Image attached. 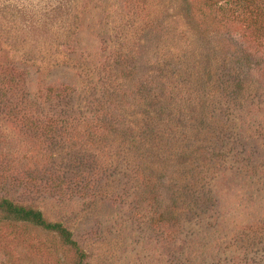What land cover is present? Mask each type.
<instances>
[{
  "label": "rangeland",
  "instance_id": "obj_1",
  "mask_svg": "<svg viewBox=\"0 0 264 264\" xmlns=\"http://www.w3.org/2000/svg\"><path fill=\"white\" fill-rule=\"evenodd\" d=\"M209 3L0 0V197L62 222L86 264H264V0ZM12 102L69 131L20 128Z\"/></svg>",
  "mask_w": 264,
  "mask_h": 264
},
{
  "label": "trees",
  "instance_id": "obj_2",
  "mask_svg": "<svg viewBox=\"0 0 264 264\" xmlns=\"http://www.w3.org/2000/svg\"><path fill=\"white\" fill-rule=\"evenodd\" d=\"M208 1L210 2V5L207 4V7L212 9L214 11V16L217 15L220 19L222 18L228 20L229 18H238V16H240V13H242L241 9L245 13H253L254 17L260 15L258 14L259 10L258 6L256 5L257 0ZM185 12L186 14H189L188 10H186ZM251 25H253V22ZM165 58H162V61L157 64L159 65V67H162V70L165 73H170L169 68H166L168 67L167 62L164 63L165 61H167L165 60ZM215 87L216 86H212L210 88ZM46 91L51 92L52 96H56L58 100H62L64 98L65 93H62L63 91L57 92L53 89ZM17 106L18 103L12 102L11 107L9 108L13 111V113L8 112V114H10L13 119H15V123H18V125H20V128H23L27 123H29V130L33 131V133L35 134H39L43 138L45 136L52 137L59 132L67 133L69 131V124L63 120L61 121L63 116L58 117L59 115H64V113H60L57 115L50 113L49 115L47 111L46 114H48L52 118L49 117L45 122L42 123L41 121H39L37 122V124H35L34 122H30L25 118V116L36 117L33 116L34 111H30V113H27L26 111L22 114H19L20 111L17 109ZM56 117L60 119H56ZM30 131H26V133H30ZM46 175H48V177L45 179V182L47 181V184H52V186L57 189L56 192H61L62 190L66 192L69 191L70 196H82L84 194L81 191L82 188L78 185L77 181H81L78 180V176L70 182H65L64 186L66 187V190H64L61 186L62 182H54L58 179L55 174H52L53 176H50L49 174ZM89 184L91 183L89 182ZM48 187H50V185L45 184L44 189ZM0 238H9L10 240L20 242L25 253L28 256H30L29 253L32 255L35 254L41 260L45 259L46 261H48V264H86V262L84 261V252L79 248L78 244L73 239L71 231L66 226H64L62 222L47 220L43 217L42 211H40L38 208L24 206L23 204L16 203L6 197H0ZM3 251L4 250L0 248V253H3L2 255L4 256L7 263L8 261L10 262L11 256ZM67 253L71 254L70 263L65 257ZM25 258V261L27 260V263L29 261V264H33V261L29 260V258L27 257Z\"/></svg>",
  "mask_w": 264,
  "mask_h": 264
}]
</instances>
